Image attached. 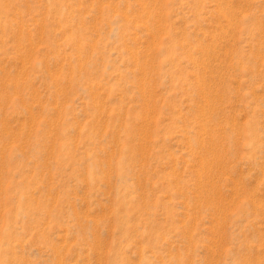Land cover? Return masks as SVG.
<instances>
[{
  "label": "rangeland",
  "instance_id": "374dc122",
  "mask_svg": "<svg viewBox=\"0 0 264 264\" xmlns=\"http://www.w3.org/2000/svg\"><path fill=\"white\" fill-rule=\"evenodd\" d=\"M0 264H264V0H0Z\"/></svg>",
  "mask_w": 264,
  "mask_h": 264
}]
</instances>
